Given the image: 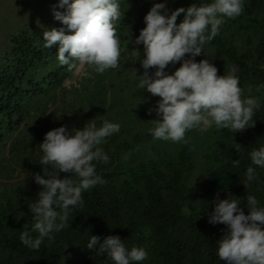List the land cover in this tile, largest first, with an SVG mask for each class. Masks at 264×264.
I'll return each mask as SVG.
<instances>
[{
    "label": "trees",
    "instance_id": "trees-1",
    "mask_svg": "<svg viewBox=\"0 0 264 264\" xmlns=\"http://www.w3.org/2000/svg\"><path fill=\"white\" fill-rule=\"evenodd\" d=\"M117 2L122 14L116 24L118 67L96 73L84 66L74 83L66 84L76 69L61 66L58 45L45 47L32 25L10 36L0 63V264H114L106 253L86 248L91 235L101 242L119 236L129 251L144 248L147 258L135 264H225L216 242L226 225L209 223L216 202L231 195L248 214L246 197L251 195L264 207V167L253 165L250 157L253 149L264 146V0H242V14L224 17L218 35L195 57L197 62L208 59L218 75L237 68L242 98L259 101L255 126L233 133L213 123L201 133L198 127L188 130L183 141L162 143L149 132L160 98L138 86L143 45L135 39L153 3L165 0ZM211 2L166 0V8L170 13ZM55 11L65 9L54 6L53 17ZM182 19L183 14L177 23ZM53 20L56 29L67 33L66 25ZM135 49L140 53L134 55ZM179 66L169 65L166 71L171 74ZM105 120L119 124L120 131L100 145L109 162H93L104 183L82 194L83 206L70 208L68 226L44 238L38 250L25 246L22 232L37 236L28 205L42 190L33 174L43 175L39 145L45 134L61 126L71 133L89 121L101 127ZM196 144L203 149L194 150ZM162 148H174L172 157ZM249 166L255 178L245 188Z\"/></svg>",
    "mask_w": 264,
    "mask_h": 264
},
{
    "label": "clouds",
    "instance_id": "clouds-1",
    "mask_svg": "<svg viewBox=\"0 0 264 264\" xmlns=\"http://www.w3.org/2000/svg\"><path fill=\"white\" fill-rule=\"evenodd\" d=\"M64 12L55 11L54 17L67 27L44 30L45 47L58 45L57 58L61 66L74 70L87 66L96 73L117 68L121 56L117 22L122 20L117 0H59ZM243 12L242 0H212L211 3H192L187 8L171 11L165 3H153L144 17L145 27L140 30L135 44L143 45L140 63L144 72L139 75V87L159 97L157 119L149 132L154 139L180 142L194 127L215 124L233 133L255 126L254 112L259 108L257 98H242L237 68L218 75V69L202 59V46L215 38L223 18H236ZM183 19L177 23L178 17ZM140 53L135 49L133 54ZM179 63L171 74L166 69ZM155 71L150 75L149 70ZM136 75V70H132ZM153 109L149 110L151 113ZM120 131V125L105 120L101 127L87 122L82 129L66 126L48 131L39 145L43 156V175L36 173L35 182L42 186L38 199L28 205L36 238L24 231L21 242L38 250L44 238L51 239L53 231L68 226L70 208L83 206V193L104 183L97 174L96 164H107L109 157L100 147L106 137ZM251 163L264 167V146L250 153ZM233 160V166H239ZM60 173L67 174L59 178ZM75 177L73 179L72 177ZM255 178V169L246 171V183ZM219 195V194H217ZM238 199L230 195L218 200L210 214L209 223L224 224L226 231L218 245L217 255L225 264H264V207L258 206L254 196L246 197L248 214ZM59 209L57 211L56 209ZM86 248L97 255L106 253L114 264H135L147 258L142 247L129 251L119 236L109 235L103 242L91 235Z\"/></svg>",
    "mask_w": 264,
    "mask_h": 264
},
{
    "label": "rangeland",
    "instance_id": "rangeland-1",
    "mask_svg": "<svg viewBox=\"0 0 264 264\" xmlns=\"http://www.w3.org/2000/svg\"><path fill=\"white\" fill-rule=\"evenodd\" d=\"M54 6H56V9L60 8L59 0H0V63L10 48L11 35L32 25L39 38L43 37L44 30L58 27L52 16ZM83 68L84 66L77 67L66 84L74 83L81 78L84 74ZM210 126H198L196 131L201 133V130H206ZM213 126L216 125L213 124ZM192 146L194 150L196 148L199 149L198 151L203 149L199 144H196V147ZM162 149L165 150L168 157H172L174 148Z\"/></svg>",
    "mask_w": 264,
    "mask_h": 264
}]
</instances>
